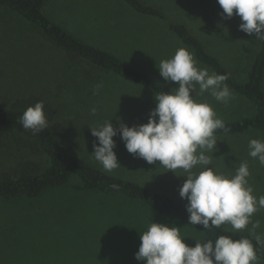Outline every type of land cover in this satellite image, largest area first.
Segmentation results:
<instances>
[{
	"label": "rangeland",
	"instance_id": "374dc122",
	"mask_svg": "<svg viewBox=\"0 0 264 264\" xmlns=\"http://www.w3.org/2000/svg\"><path fill=\"white\" fill-rule=\"evenodd\" d=\"M140 1L161 16L141 13L124 0H46L44 13L76 38L112 53L170 91L178 87V82H166L158 66L160 61L172 58L178 48L194 54L198 67L207 68L210 74L214 72L199 61L195 50L184 44L171 29V25L178 24L189 28L204 50L219 60L235 82L249 81L261 42L239 29L242 22L239 16L222 19L223 10L217 0ZM98 84L102 87L96 90ZM233 93L235 98L228 104L217 102L207 92L194 94V98L210 104L224 122L252 116L255 113L253 104ZM155 94L141 84L67 52L37 26L15 12L0 8V109H11L16 100L31 96L40 98L51 110L52 120L47 119L48 125L59 123L68 133V139L57 133L61 143L75 148L76 155L93 167L105 172L90 155L94 152V142L98 144L90 128L104 121H111L115 128L119 127L120 121L129 127L147 123L156 106ZM93 107L96 108L95 115L91 114ZM247 133L214 134L216 149L206 155L212 156L210 167L229 178L235 175L241 163H247L248 184L258 200L264 196V165L249 155L251 139L248 136L264 137V130ZM113 139L121 167L105 173L138 182L186 206L187 200L179 195L187 176L182 169L174 173L162 167L159 161L148 164L130 154L119 135ZM24 161L35 163L41 172L50 165L48 155L36 141L0 130V175L7 173L14 177L17 166ZM202 170L197 166L192 171ZM66 198L90 199L96 203H74V212L64 214L55 213L60 208L39 206L43 203H37L35 207V199L0 198V264H50L49 259L58 261L64 257L83 264H144L135 259V253L141 243L140 234L147 231L152 222L178 227L184 242L208 241L197 229L139 201L119 193L105 196L97 191H87L78 178L66 187L46 190L36 199ZM99 199L107 202L103 204ZM36 209L44 216L57 215L67 224H73V238L35 230L32 216ZM45 220L49 222V219ZM256 222L259 227L253 228ZM220 227L264 239V208H259L250 217L245 229L234 230L228 223ZM184 234H194L195 240ZM255 264H264V260L258 258Z\"/></svg>",
	"mask_w": 264,
	"mask_h": 264
},
{
	"label": "clouds",
	"instance_id": "9594fccd",
	"mask_svg": "<svg viewBox=\"0 0 264 264\" xmlns=\"http://www.w3.org/2000/svg\"><path fill=\"white\" fill-rule=\"evenodd\" d=\"M222 8V19L239 16V29L264 42V0H217ZM166 82H178L170 92L156 93V106L150 112L148 122L132 127L122 121L115 128L111 121H104L91 127L94 142V159L105 172L111 173L121 167L114 151L117 135L124 142L126 150L148 164L157 161L167 170L176 173L182 169L186 179L179 189V195L187 200L188 224L202 225L211 230L231 224L234 230H242L250 223V217L264 208V196L258 200L252 195L248 184L250 176L247 163H241L231 178L217 173L210 165L217 139L216 130L229 131L224 121L217 117L207 102H198L195 95L209 93L217 102L228 104L235 98L225 83L226 74L209 73L207 68L198 67L194 54L185 48H178L174 56L162 60L158 66ZM197 86L199 91L197 92ZM102 85H96L98 90ZM95 94V92H94ZM96 114V108L91 109ZM19 123L25 130L36 135L48 127L44 113V102L29 106ZM249 155L258 158L264 165V141L251 139ZM197 166L202 171H192ZM118 188V185H112ZM259 227V222L253 228ZM257 243L261 237L255 236ZM140 246L135 253L137 261L144 264H255L258 260L252 242L247 238L233 240L220 236L215 241L196 242L188 246L181 238L178 227L152 222L147 231L140 234Z\"/></svg>",
	"mask_w": 264,
	"mask_h": 264
},
{
	"label": "trees",
	"instance_id": "16d2710c",
	"mask_svg": "<svg viewBox=\"0 0 264 264\" xmlns=\"http://www.w3.org/2000/svg\"><path fill=\"white\" fill-rule=\"evenodd\" d=\"M124 1L141 13L161 16L158 11L145 6L140 0ZM45 2L46 0H0V8L17 13L26 21L40 28L58 47L78 55L100 69L113 72L141 84L155 93L170 92L167 86L129 66L112 53L81 41L65 28L54 23L44 13ZM170 27L184 44L195 50L199 61L211 67L217 74H226L228 79L225 83L229 88L250 101L255 108V113L250 117L224 122L226 127L230 129L229 131L226 132L220 129L216 130L214 134H243L250 131L264 130V42H261V49L252 66L249 81L237 83L230 77L219 60L204 50L202 43L190 32L186 25L178 24ZM39 101L43 100L31 96L16 100L11 109H0V130L17 133L36 141L48 155L50 165L45 171L41 172L35 163L24 161L17 166L14 177L7 173L1 174L0 198L7 200H16L21 197L36 199L44 191L65 187L74 178H78L84 189L88 191H97L102 194L119 193L139 201L190 225L205 235L208 240L215 241L220 236H226L233 240L247 238L252 242L257 257L264 260V239H261L262 242L258 244L255 237L247 233L233 232L221 227L212 228L209 231L204 229L202 225L188 224L189 214L186 208L177 201L152 191L138 182L109 175L78 157L75 148L66 147L59 140L58 132L63 139H68V133L61 124L48 125L45 130L36 135L25 130L19 123L20 118L29 106H34ZM44 113L46 118L51 121V110L45 102ZM114 184L118 185V188H113L112 185Z\"/></svg>",
	"mask_w": 264,
	"mask_h": 264
},
{
	"label": "crops",
	"instance_id": "0c3cea01",
	"mask_svg": "<svg viewBox=\"0 0 264 264\" xmlns=\"http://www.w3.org/2000/svg\"><path fill=\"white\" fill-rule=\"evenodd\" d=\"M212 25L216 26L214 24H212ZM212 37H213V40L215 41L216 40L215 37L214 36H212ZM110 73H113V72H110ZM246 134H249V133H246ZM240 135H245V133L244 134H240ZM225 137H231V136H225ZM237 137L242 138V137H245V136H237ZM248 138H250V139H255L256 138V139H258L260 141H264V137H258L257 138V137L248 136ZM102 195L108 196L109 194H102ZM34 201L36 203L35 207L38 206L37 203H43V204H40L39 206H45V207H49L50 206V207L60 208V209H57L55 211V213L56 212H58V213L59 212H64V214L65 213H69V211H73L74 207H72V206H75L74 203L75 204L76 203H82V202H87V203H92L93 202V203H96L95 200H90V199L69 200L68 198H66V199H56V200H50V201H43V200L35 199ZM99 201L102 202L103 204H105L107 202L106 199H104V200H100L99 199ZM47 204H49V205L46 206ZM41 213H42V211H39V210L36 209L34 214H33V216H32L33 223H34L33 228L35 230L43 232V234L44 233H49L51 235L54 234V235L63 236V237L69 236L70 238H73V235L71 233V232H73V224H67V222L62 217H58L57 215L51 214L50 215L51 218H50L49 216H44V214H41ZM45 218L49 219L48 220L49 222H46ZM37 223L39 225H36ZM185 235H187V236L189 235V237L192 238V240H195V238L193 237L194 234H184V236ZM196 239H198V238L196 237ZM196 242H194V241H185V243L188 246H191V247H194ZM55 257H57V256H55ZM55 259H57V258H55ZM58 261H54V260L49 259L48 262L50 264H83L81 262H74V260L71 262L70 259L67 258V257L60 258V259H58Z\"/></svg>",
	"mask_w": 264,
	"mask_h": 264
}]
</instances>
